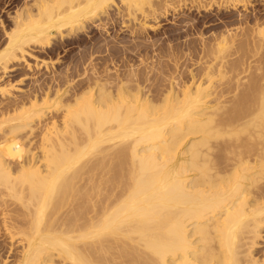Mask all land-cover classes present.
Masks as SVG:
<instances>
[{
    "label": "bare ground",
    "instance_id": "6f19581e",
    "mask_svg": "<svg viewBox=\"0 0 264 264\" xmlns=\"http://www.w3.org/2000/svg\"><path fill=\"white\" fill-rule=\"evenodd\" d=\"M3 1L17 10L0 34V264H264V77L245 83L237 71L251 51L264 55V17L236 10L250 0L191 1L205 14L235 10L238 23L208 37L188 26L197 40L181 52L195 67L187 84L186 63L164 47L174 71L159 99L149 91L152 56L140 70L130 61L137 47L111 74L91 63L88 89H62L69 70L46 71L14 96L10 74L32 68V49L90 26L131 25L135 12L141 20L127 30L145 33L148 18L180 10L177 0Z\"/></svg>",
    "mask_w": 264,
    "mask_h": 264
},
{
    "label": "rangeland",
    "instance_id": "374dc122",
    "mask_svg": "<svg viewBox=\"0 0 264 264\" xmlns=\"http://www.w3.org/2000/svg\"><path fill=\"white\" fill-rule=\"evenodd\" d=\"M181 0H177L178 2V8H180V10H177V12H169L168 14H165V16H162L157 18V19H153V18H148V20L146 21L147 23V30L145 29V33L143 32L142 34H136L135 35H130L129 31L127 29L131 28L133 23L131 22H134V23H138V21L141 20V15L139 12H135L134 14H136L135 16V19L131 16H125V21L127 20V22H129V20L131 21L129 25V23L126 25H122L121 23L122 22H118L113 25V26H108V28L105 30V32H103L101 29H95L94 27H89V29L87 28V30L85 32H81V33H78L76 36H70V37H66L64 36V34L62 35L64 38L63 40H56L58 38L59 35H56V34H53L54 36H52L54 39L55 37V40L57 41H54L52 43V46L49 45L48 49L44 48V50H41L39 48H35L31 50V53H33L32 55L33 56H29V58H27V61H26V64L29 63V65L32 66V68H29L31 70H27V68L24 67L25 64H22V66H19V68H17L15 71V74L14 72L10 74V76L12 77L11 80H13V84L11 85H15L14 86V90L11 89L13 91V94L14 96H21V95H24L25 92H27L29 89L32 88L33 86V80H37V79H40V77L42 78V75H44L43 73H47L48 74H45V76H49V74H52V73H55V74H60V73H63V71L65 72V70H69L68 73H70V77L72 79L71 83L69 85H65L62 89H70L69 87H72V88H75V89H79L80 87H82L83 89H88L89 85H87L88 83H83L85 80L88 79V77L90 78L89 75L90 74V71L88 70L89 68H91V63L92 65H96V69L97 71H99L100 73H110V72H115L114 70L123 67L122 65L124 64L125 62V58H130V57H126L124 51L127 50V49H132V48H140V50H138L136 53H131V58H130V61L133 62L134 64V67L136 69H142V63H140L141 61V58L144 59V61L146 59H148V56H152V57H149L150 59L146 60V65L147 66H155L154 68H157V69H154L153 72H148V74L152 73L149 75V80H151L150 82V85L153 86L151 87V89L153 88V90L149 89L150 91V94L152 93V96H159L161 97L160 95H165L166 91L168 90L167 87H168V82H166L164 80L165 77H167V75H170L172 72V67H174V63H171L173 62L172 59H170L171 57H168L169 55H167V53L165 52L164 53V50L163 48L164 47H167L168 44H171L172 46H177V47H174L173 48L175 49V52H178L177 54V58H178V62L180 61L179 59L181 58L182 59V54L181 52H184L185 51V48L186 46L188 45L187 43L189 42L190 44H192V42H194L193 44L195 45L196 44V41L197 40V37L194 36L193 34L195 32L188 30L190 29V24H195L197 25V30H201L204 34V37H208L209 35H211L213 32L216 33V31L218 32V30H222L223 26L222 24L223 23H229L230 24V21L234 22L232 24L233 25L231 28H235L234 26H237L236 23H238V19L237 17L235 16L236 12L235 10H224V9H219V8H216V7H212V9H210L207 14H205L203 11L205 9H196V3L194 4L193 2H191L192 0H182L183 3L180 2ZM2 2H5L2 0ZM6 2H8V0H6ZM180 3V4H179ZM186 4V6H185ZM188 5V6H187ZM145 6V5H144ZM142 6V8L144 7ZM185 6V8H184ZM184 9H183V8ZM248 8H246V11L244 12L242 6H237L236 10L237 11H241V14L246 15L247 17V20L248 21H252V19L254 18L253 16H256L257 18H262L264 17V5L263 3L261 2V0H250V3L247 5ZM139 8V7H138ZM141 8V7H140ZM141 8V9H142ZM148 8L147 6H145V9ZM144 9V8H143ZM214 9V10H213ZM0 23H2V25L0 24V34L2 32V27L5 28V30H8L9 28H11L10 25H8L11 21H12V18L14 17V13L15 11L17 10V5L16 4H12L10 5L9 4H6L4 6H1L0 7ZM179 11V12H178ZM182 11V12H181ZM243 11V12H242ZM173 13V14H172ZM205 18H203L204 16H206ZM235 16V17H234ZM130 17V18H128ZM124 18H123V21H124ZM137 18V19H136ZM252 18V19H251ZM136 20V21H133ZM191 19V20H190ZM235 19H237L235 21ZM251 19V20H250ZM11 20V21H10ZM185 20V21H184ZM184 21V23H183ZM189 24H188V23ZM126 23V22H125ZM185 26H184V25ZM236 24V25H235ZM203 25V26H202ZM205 25V26H204ZM228 25V24H227ZM9 26V27H8ZM127 26V28H126ZM131 26V27H130ZM149 26V27H148ZM189 26V28H188ZM244 26V25H243ZM260 29L259 30H256V31H263L262 33H264V30H261L262 27L264 28V25L263 24H260ZM110 27V28H109ZM123 27V28H122ZM146 27V26H145ZM214 27V28H213ZM151 28V29H150ZM185 28V29H184ZM188 28V29H187ZM220 28V29H219ZM222 28V29H221ZM150 29V30H149ZM217 29V30H216ZM182 30V31H181ZM188 30V32H190L189 34H192V36H187V39L184 37V34H181V32H186ZM196 31V29L194 30ZM193 32V33H192ZM258 33V32H257ZM257 33H254L253 34H256L255 36L257 35H263V34H257ZM80 34V35H79ZM129 34V35H128ZM252 34V36H253ZM56 35V36H55ZM141 35V36H140ZM182 35V36H181ZM254 37V36H253ZM264 37V35H263ZM100 38V39H99ZM136 38V39H135ZM256 39H258V37H255ZM150 39V40H149ZM174 39V40H173ZM186 39V40H185ZM259 39H260V36H259ZM264 39V38H263ZM108 40V41H107ZM168 40V41H167ZM76 41H79L76 42ZM111 41V42H110ZM129 41V42H128ZM64 42V43H63ZM108 42V43H107ZM148 44H147V43ZM157 42V44H155ZM171 42V43H170ZM186 42V44H185ZM78 43V44H77ZM151 43V45H150ZM180 43V44H178ZM57 44V45H56ZM100 44V45H99ZM141 44V46H140ZM145 44V46H144ZM166 44V45H164ZM93 45V46H92ZM97 45V46H96ZM107 45V46H106ZM121 45V46H120ZM154 45V46H153ZM157 45V46H156ZM164 45V46H163ZM185 45V48H183ZM1 46V45H0ZM105 46V48H104ZM109 46V48H107ZM133 46V47H131ZM148 46V47H147ZM152 46L156 53H154V55H152ZM163 46V47H162ZM52 47V48H51ZM118 47V49H117ZM124 47V48H123ZM128 47V48H127ZM99 48V49H98ZM145 48V49H144ZM123 51H121V50ZM142 49V50H141ZM150 49V50H149ZM153 49V50H154ZM160 49H162L163 51L161 53H159L158 51H160ZM166 49V48H165ZM111 52H110V51ZM114 50V51H113ZM178 50V51H177ZM47 51H49V53H47ZM51 51V53H50ZM104 51V52H103ZM119 51V52H117ZM121 51V52H120ZM140 51V52H139ZM147 51V52H146ZM180 51V52H179ZM246 51V50H245ZM106 52V53H105ZM109 52V53H108ZM264 52V50H263ZM112 53V54H111ZM117 53V54H116ZM145 53H146V59H145ZM164 53V54H163ZM179 53H181V57L179 56ZM244 53V52H243ZM246 53V55H245ZM243 56L241 57H246L247 56V53H249V51L245 52ZM116 54V55H115ZM133 54V55H132ZM140 54V55H138ZM142 54V55H141ZM166 54V55H165ZM252 54V55H251ZM251 54H248L250 56H256V57H253L256 58L254 60H252V57H247V58H240V60H243V62L245 63V65L243 64V62L239 61L240 62V67L238 66V72H240L241 74L244 73V75H242L243 77H245L242 81L246 83L247 82H250L252 79L253 80H256L260 78V80L264 77V68L262 66H264V64L261 66L262 63H264V55L263 53L260 52V54H257V55H254V52L252 53L251 51ZM262 54V55H261ZM89 55V56H88ZM91 55V56H90ZM93 55V56H92ZM110 57H109V56ZM107 56V58H106ZM119 56V58H118ZM128 56V55H127ZM142 56V57H141ZM154 56V57H153ZM164 56V57H163ZM167 56V57H166ZM262 57L260 59H257L258 57ZM89 57V58H88ZM184 57V56H183ZM85 58V59H84ZM112 58V59H111ZM137 58V59H136ZM153 61H152V59ZM162 58V59H161ZM167 58H169L170 60L168 61ZM251 58V59H250ZM121 59V60H120ZM142 59V60H143ZM155 59V60H154ZM245 59H248V60H251L250 62L252 63L253 61H258L259 63H250L251 65H253V70H257V72H259L257 74L256 71H254L252 73V68H247V62ZM81 61V63L79 64V62ZM84 60V61H83ZM94 60V61H93ZM157 60V61H156ZM165 60V61H164ZM79 61L77 64L76 62ZM86 61V62H85ZM91 61V62H90ZM138 61V62H137ZM147 61H149V65L147 64ZM159 61V62H158ZM83 66L85 67H82L81 69V64H83ZM154 63V64H151ZM165 62V63H164ZM170 62V63H169ZM97 63V64H96ZM102 63V64H101ZM136 63V64H135ZM181 64H183L184 67H182L183 69L181 70L182 74H181V77L185 78V79H182L183 82L185 80L186 84L189 82V74H188V69L189 70H194V68L192 66H190L191 62H189L187 60V62L184 61V58L180 61ZM39 64V65H38ZM46 67H45V65ZM110 64V65H109ZM173 64V66H172ZM254 64L256 66H254ZM38 65V66H36ZM71 65V66H70ZM76 65V66H75ZM89 65V66H88ZM101 65V66H100ZM77 66L80 67L77 68ZM105 66V67H104ZM113 66V68H112ZM119 66V67H118ZM144 66V65H143ZM188 66V67H187ZM190 66V67H189ZM20 67L25 68V70L23 71L22 69H20ZM52 69H51V68ZM65 67V68H64ZM68 67V68H67ZM72 67V68H70ZM74 67H76L74 69ZM102 67V68H101ZM116 69H115V68ZM170 67V68H169ZM192 67V68H191ZM259 67H262L263 70L262 71H258V68ZM46 68H50V69H47ZM191 68V69H190ZM261 68V69H262ZM85 69V70H84ZM109 71H108V70ZM114 69V70H113ZM124 68H122L123 70ZM185 69V70H184ZM259 68V70H261ZM27 70V72L25 73V71ZM34 70V71H33ZM39 72L38 75H35V77H31L33 72L37 71ZM107 70V71H106ZM170 70V71H169ZM19 71H22V73L24 72L25 74L24 77L23 75L21 74V72L19 73ZM62 71V72H61ZM174 71V70H172ZM183 71H185V75L187 76H182L184 75ZM187 71V72H186ZM31 72V73H30ZM85 72V73H84ZM159 72V73H158ZM154 73V74H153ZM247 73H250V74H247ZM89 74V75H88ZM111 74V73H110ZM256 74V75H255ZM22 75V76H21ZM246 75H249L250 78H248V76ZM40 76V77H39ZM44 76V78H45ZM153 76V78H152ZM241 76V77H242ZM251 76H257V78L255 79V77H251ZM263 76V77H262ZM87 77V79H86ZM158 77V78H157ZM242 77V78H243ZM188 78V79H187ZM70 79V80H71ZM153 79V80H152ZM187 79V80H186ZM250 81H248V80ZM252 80V81H253ZM83 81V82H82ZM159 81V82H158ZM241 81V82H242ZM32 82V83H31ZM83 84H82V83ZM86 82V81H85ZM155 82V83H154ZM242 82V83H243ZM261 82V83H260ZM259 84H263L264 82L263 81H260ZM263 82V83H262ZM81 83V84H80ZM162 83V84H161ZM166 85H165V84ZM78 84V85H77ZM85 84V86H84ZM156 84V85H155ZM82 85V86H81ZM189 85V84H188ZM248 85V83H247ZM75 86H78V87H75ZM166 86V87H165ZM244 86H246V84H244ZM161 87V88H160ZM80 88V89H82ZM156 88V89H155ZM158 88V89H157ZM96 89V88H94ZM240 90V89H239ZM152 91V92H151ZM159 93H158V92ZM242 91V90H240ZM247 89L244 92H246ZM24 92V93H23ZM156 94H155V93ZM164 92V93H163ZM238 91H236L237 93ZM161 93V94H160ZM239 93V92H238ZM159 97L157 99H159ZM39 138V137H37ZM36 138V139H37ZM39 139H37L38 141ZM36 141V140H35ZM93 152V153H92ZM91 153H89V157L90 155L93 156L95 155V152L94 150L92 151ZM38 156V155H37ZM36 156V157H37ZM86 185V184H85ZM82 185L81 188H86V186L88 185ZM86 190V189H85ZM261 230V229H260ZM261 231H264L263 229ZM262 238H259V244H260V239H263V241L261 242L262 244H260L258 247L259 248H262V250H264V232H261V235H260ZM3 239V238H2ZM20 251V249H16V252L18 254V252ZM14 251L13 255H17L15 254L16 253ZM13 259V258H12ZM72 264L71 262H64L62 264Z\"/></svg>",
    "mask_w": 264,
    "mask_h": 264
}]
</instances>
